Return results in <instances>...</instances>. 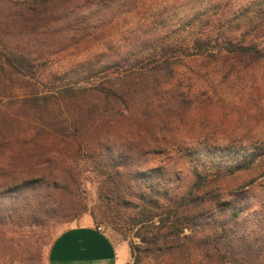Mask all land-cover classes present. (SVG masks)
<instances>
[{"label":"trees","instance_id":"obj_1","mask_svg":"<svg viewBox=\"0 0 264 264\" xmlns=\"http://www.w3.org/2000/svg\"><path fill=\"white\" fill-rule=\"evenodd\" d=\"M108 1H6L0 98L11 102L0 104V199L43 189L49 200H40V207L52 202L67 217L78 215L81 166L90 167L103 179L99 201L105 221L122 230L138 227L145 252L173 255L187 264L194 256L217 264H260L264 182L255 179L264 178V143L237 150L232 138L186 140L175 134L202 111L232 106L216 92L212 97L183 91L179 78L185 60L247 82L248 73L254 77L264 66V0L228 15L224 33L214 22L226 12L221 4L200 11L189 21L196 38L137 51L124 58L127 68L121 73V66L90 71L93 83L87 88L57 87L41 96L34 82L38 60L1 50L10 28L21 36L61 34L64 20ZM14 90L23 97L11 96ZM181 160L189 167L187 177L184 167L178 168Z\"/></svg>","mask_w":264,"mask_h":264},{"label":"rangeland","instance_id":"obj_2","mask_svg":"<svg viewBox=\"0 0 264 264\" xmlns=\"http://www.w3.org/2000/svg\"><path fill=\"white\" fill-rule=\"evenodd\" d=\"M6 1L0 0V22L7 19ZM252 3L253 0H112L85 8L67 18L62 22L65 31L61 34L49 35L42 31L33 36H21L13 35L14 30L10 28L11 37L3 38L4 47L1 50L5 54L38 60L36 65L40 67L34 82L41 96L57 87L87 88L93 83L88 79L90 71L107 67L111 72L115 66H121L117 71L121 73L127 68L124 58H133L137 51L154 52L163 41L196 38V29H189L192 25L189 21L200 11L221 4L226 10L224 17L218 16L212 22H216V26L221 25L219 33H224L229 19L227 16L239 10L243 13ZM201 20L204 19L196 22ZM183 64L179 78L183 91L192 96L208 93L212 97L216 92L232 106L218 110L210 108L208 113L200 112L195 115L197 121L180 127L175 135L186 140L201 138L202 141L212 137L214 140L232 138L237 141V150L264 143V66L255 70L254 77L248 73L250 81L247 82L236 76L226 79L220 68H204L201 61L185 60ZM11 96L23 97V91L14 90ZM10 100L2 97L0 104L8 106ZM239 118L246 121L237 125ZM248 132L252 134L241 140ZM160 160L157 159L154 164H159ZM185 165V161L181 160L178 168L184 167L183 174L187 177L190 173ZM81 168H84L81 180L83 210L78 215L67 217V212L53 207L52 202L44 203L45 208L40 207V200H49V194L43 189L0 199V215L7 214L0 219V264H45L47 251L59 233L70 226L87 222L127 242L131 248L129 264H187L173 255L160 257L145 252L138 227L122 230L107 223L104 206L99 201L103 179L96 170L85 166ZM255 182L261 184L264 178L255 179ZM50 208L52 213L47 211ZM14 209L17 211L13 212ZM206 260L194 256L190 264H217ZM261 260L260 264H264L263 258ZM256 263L259 264V260Z\"/></svg>","mask_w":264,"mask_h":264},{"label":"crops","instance_id":"obj_3","mask_svg":"<svg viewBox=\"0 0 264 264\" xmlns=\"http://www.w3.org/2000/svg\"><path fill=\"white\" fill-rule=\"evenodd\" d=\"M131 248L94 223L73 225L54 239L45 264H129Z\"/></svg>","mask_w":264,"mask_h":264}]
</instances>
